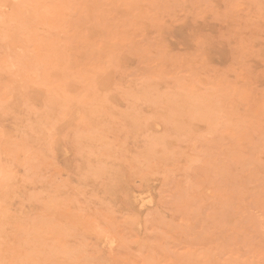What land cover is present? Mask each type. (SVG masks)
Wrapping results in <instances>:
<instances>
[{
    "label": "rangeland",
    "instance_id": "rangeland-1",
    "mask_svg": "<svg viewBox=\"0 0 264 264\" xmlns=\"http://www.w3.org/2000/svg\"><path fill=\"white\" fill-rule=\"evenodd\" d=\"M0 264H264V0H0Z\"/></svg>",
    "mask_w": 264,
    "mask_h": 264
},
{
    "label": "bare ground",
    "instance_id": "bare-ground-1",
    "mask_svg": "<svg viewBox=\"0 0 264 264\" xmlns=\"http://www.w3.org/2000/svg\"><path fill=\"white\" fill-rule=\"evenodd\" d=\"M136 199V198H135ZM144 199V198H143Z\"/></svg>",
    "mask_w": 264,
    "mask_h": 264
}]
</instances>
